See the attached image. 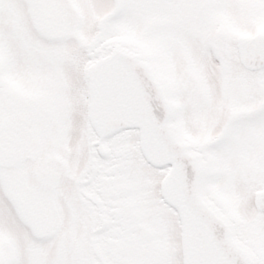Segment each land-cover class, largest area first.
Masks as SVG:
<instances>
[{"label": "rangeland", "instance_id": "1", "mask_svg": "<svg viewBox=\"0 0 264 264\" xmlns=\"http://www.w3.org/2000/svg\"><path fill=\"white\" fill-rule=\"evenodd\" d=\"M42 1L51 11L42 7L21 12L9 0L0 5V55L8 62L10 88L23 98L32 93L48 95L57 92L60 87L56 85L61 86L65 75L72 78L71 62L63 55L67 46L48 50L33 39V34L48 37L42 24L49 34L56 36L61 34L60 21L65 19L70 30L67 35L75 37L80 25L83 45L89 51L84 60L86 67L93 59L88 43L98 32L102 36L94 45L98 49L115 41L126 42L124 35L135 44L139 41L147 45L159 74L170 83L182 133L194 139L209 165L205 182L208 197L229 217L238 236L264 264V213L254 202V194L264 189V118L248 116L260 106V113L264 112V74L259 75L257 88L247 91L251 83L246 73L239 75L235 48L237 37L254 36L264 29V0H125L124 15L117 21L108 16L113 0ZM59 4L63 11H73L66 16ZM4 5H8L6 10ZM43 14L49 19L47 22L41 21ZM6 26L10 33L7 42ZM214 39L217 48L211 50ZM225 46L232 49L236 59L228 61L227 73L209 57V50L217 58L222 57ZM241 76L246 78L240 81L246 83L245 92L231 114L226 97L233 95L230 86ZM87 111L85 96L84 118L88 123ZM86 122L79 127L82 132L77 140L68 145L76 148L80 140L84 151L79 161L75 155L57 163L51 167V176L42 172L35 179L29 177L24 181L26 176L18 170H8L4 173L7 179L0 178L1 264H80L77 237L82 221L77 181L86 173L88 147L93 138ZM47 131L43 133L49 142ZM221 134L226 137L219 139ZM136 136L128 131L111 142H126L134 150L129 156L134 160L139 157ZM152 171H145L154 179L149 182L148 193L156 191L154 196H158L163 175ZM161 214L172 230V240L165 244L169 251L165 264H176L177 254L180 256L178 224L167 210L163 209ZM65 226L68 232L63 230ZM164 251L159 245H148L142 251V260L139 257L127 264H163Z\"/></svg>", "mask_w": 264, "mask_h": 264}, {"label": "flooded vegetation", "instance_id": "2", "mask_svg": "<svg viewBox=\"0 0 264 264\" xmlns=\"http://www.w3.org/2000/svg\"><path fill=\"white\" fill-rule=\"evenodd\" d=\"M9 1L11 2V0ZM124 1L122 14L118 18L113 16L115 9V3L113 2L111 15H108L111 20L117 21L123 17L126 8ZM2 2L3 0H0V5ZM36 2L42 3L43 1L36 0ZM46 7L51 11L48 5ZM59 8L66 16H68V12L73 11L71 8L68 9L69 11L67 9L63 11L60 4ZM48 20L46 15L44 16L43 14L41 21L47 22ZM60 22L61 34L57 33L56 36L49 34L42 24L43 32L48 37L71 39L75 41L79 50H83L85 55L89 54V51L83 45L85 38L84 32L79 28L80 25L76 27L77 37L75 35L68 36L67 34L70 30L69 26H67V21L65 22V19H63ZM96 37L97 39L95 40ZM96 37L88 43L90 44L88 48L91 47L93 59L87 67L84 60H81V57L77 55L73 47L67 46V50L64 49L66 53H63V55L66 61L71 62L73 76L69 80L68 76L65 75L66 78L61 86L56 85V88L60 87L57 92L48 95L42 93L34 95L32 93L31 97L23 98L17 91L10 88L11 75L8 62L0 55V178L7 179L4 178V173L8 170H18V173L26 176L24 181L29 177L35 179L42 172L44 175L51 176L53 175L51 167L56 166L57 163H62L63 160L66 162L75 155L77 156V161H79L84 151L83 146H79L80 140L76 148H68V145L77 140L78 137L76 136L82 132L79 127L86 122L84 118L85 96L87 97L89 111V99L85 92V74L87 69L97 60L108 57L116 45L151 61L156 67L158 76L163 78L159 74L157 64L151 54L152 51L148 49L147 45L139 41L135 44L128 39L127 35H124L123 39L127 43L119 40L114 43H108L98 49L94 45L100 42L101 33L98 32ZM105 38L106 36L104 40ZM216 48L217 41L214 39L210 49L214 50ZM232 57V49L225 46L223 56H218V65L222 72L227 73L228 61ZM239 66L241 68L239 75L246 73V77L249 78L251 83L249 84L250 86L248 85L247 91L255 90L258 86L256 81L260 74L247 71L240 64ZM242 76L244 75L242 74ZM242 76L237 83H233L230 86V91H233V95L226 97V101L229 102L228 105L233 108H230L231 114L235 113V107L239 105V99L242 98L243 92H245L246 83H240V81L242 82V79L246 78H242ZM77 79L82 81L79 87L75 86ZM168 87L169 94L174 102L170 84ZM224 91H226L225 88ZM175 107V125L182 138L192 144L196 151H199L194 139L191 140V138H187L182 133L178 124L179 109L176 104ZM260 112L261 106L248 116L255 118ZM237 117L243 118L241 116ZM87 125L90 128L89 122ZM46 129L49 130L47 131L49 135L47 140L49 142L46 141L43 133ZM90 131L93 138L88 147L89 163L86 173L84 171L85 174H83L82 179L77 181V196L81 203V209H79L78 213L80 214L79 219L82 221L80 233L78 232L77 237L78 247H80L81 252L79 257L80 264H127L128 261L139 257L142 260V257L145 256L142 251H146L148 245H159L165 250L162 258L163 264H165L167 261L166 254H169L165 244L172 240V230L170 229V222L165 224L168 220L162 217L163 209L173 216V221L174 219L177 221L178 245L182 264L177 216L163 202L160 188L158 196H154V193H157L156 191H152V194L148 193V185L151 186L149 182L152 183L154 179L153 176L149 177L150 174L145 171L151 172L153 170L162 173V179L167 171L152 168L145 162L138 147V136H136V153H138L139 157L133 160L129 156L133 155L130 153L134 150L129 148L126 142L122 144L111 142L128 131H123L108 139L106 141V149H101L97 145L98 138L91 128ZM132 131L137 135L136 131L130 130V132ZM51 137H53V141H51ZM224 137L226 135L221 134L218 138L223 139ZM203 159L206 161L204 157ZM124 192L125 195H123ZM153 197H158V199ZM63 230L67 231V227L65 226ZM239 239L245 243L243 239ZM248 246L251 247L250 245Z\"/></svg>", "mask_w": 264, "mask_h": 264}, {"label": "water", "instance_id": "3", "mask_svg": "<svg viewBox=\"0 0 264 264\" xmlns=\"http://www.w3.org/2000/svg\"><path fill=\"white\" fill-rule=\"evenodd\" d=\"M116 2L118 15L121 0ZM261 41L264 30L253 37L237 38L239 61L246 70L255 68L251 46ZM117 58L131 63L137 71L128 75L116 70L113 65ZM86 74L92 80L89 87L100 100L96 105L90 102L89 109V121L99 143L104 144L121 129H137L145 161L155 168L170 165L161 183V195L179 218L183 264H259L237 240L231 222L207 199L203 188L206 165L173 125L176 109L153 65L115 46L111 55L100 58ZM114 93L121 100L117 106L105 102ZM255 204L264 212V191L255 195Z\"/></svg>", "mask_w": 264, "mask_h": 264}, {"label": "snow or ice", "instance_id": "4", "mask_svg": "<svg viewBox=\"0 0 264 264\" xmlns=\"http://www.w3.org/2000/svg\"><path fill=\"white\" fill-rule=\"evenodd\" d=\"M11 6L14 7L15 9L21 11V12H26L30 9L33 8H41V7H46L47 5L44 3H38L36 0H11ZM252 47L253 55L255 59L252 61L254 63L255 68L252 70L253 73H259V74H264V41H261ZM209 57L210 60L213 64L218 63V58L216 57L215 54L209 50ZM87 58H84L83 60H86ZM82 60V61H83ZM114 68L116 70L121 71L125 74L131 75L137 71L134 65L131 63H124L122 62L119 58H117L114 61ZM92 83V80L85 74V92L86 95L88 96L89 101L93 104L96 105L98 102H100L99 98L96 96L95 89L92 87H89V85ZM106 103L111 104L113 106H117L120 104L121 100L118 94H113L110 98H108ZM156 115L159 116L160 113L157 110ZM257 118H264V112L258 114ZM130 129H121V131H128ZM170 165H164L163 167H169ZM160 171H163V168L159 169ZM190 175V173H189ZM167 203V201H165ZM237 264H240V262H237Z\"/></svg>", "mask_w": 264, "mask_h": 264}, {"label": "clouds", "instance_id": "5", "mask_svg": "<svg viewBox=\"0 0 264 264\" xmlns=\"http://www.w3.org/2000/svg\"><path fill=\"white\" fill-rule=\"evenodd\" d=\"M4 8L6 10L8 8V5H4ZM9 35H10L9 29L6 26L5 32H4L5 42L8 41ZM33 39L38 43V45L40 47L48 49V50H55V49H57L59 47H63V46H71L76 50V53H77V55H79L81 57V60L86 58V55L83 52V50H79L75 44V41H73L71 39L57 38V37H44V36H41L39 34H33ZM81 83H82V81L77 79L75 86L79 87ZM176 264H181L179 254H177Z\"/></svg>", "mask_w": 264, "mask_h": 264}]
</instances>
